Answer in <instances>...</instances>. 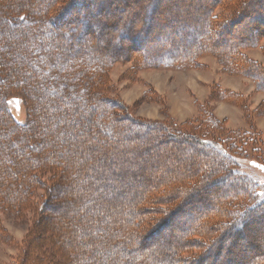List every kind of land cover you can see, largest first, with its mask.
Instances as JSON below:
<instances>
[{
    "label": "trees",
    "instance_id": "1",
    "mask_svg": "<svg viewBox=\"0 0 264 264\" xmlns=\"http://www.w3.org/2000/svg\"><path fill=\"white\" fill-rule=\"evenodd\" d=\"M94 1L0 0V214L37 215L14 264H264L261 185L240 165L249 145L252 155L261 152L253 143L259 132L225 134L207 107L198 125L182 130L171 122H143L106 95L116 63L182 69L206 54L264 92V66L243 54L264 37V0L199 1L197 13L185 17L150 0L146 27L142 10L133 8L116 37L110 29L123 19L77 14ZM108 1L98 7L101 15L112 10ZM218 7L233 14L216 17ZM181 30L184 42L177 46ZM237 30L246 35L230 44ZM157 40L167 45L155 49ZM12 96L25 103L24 124L8 107ZM222 96L241 105V95ZM261 115L264 103L249 117ZM139 144L166 154L159 157L168 166L156 167L125 208L105 192L122 180L121 167L131 164L124 155ZM38 190L44 194L36 201ZM185 216L188 226L175 224ZM170 227L182 235L163 246L156 238ZM4 236L0 220V241Z\"/></svg>",
    "mask_w": 264,
    "mask_h": 264
},
{
    "label": "rangeland",
    "instance_id": "2",
    "mask_svg": "<svg viewBox=\"0 0 264 264\" xmlns=\"http://www.w3.org/2000/svg\"><path fill=\"white\" fill-rule=\"evenodd\" d=\"M109 1L111 2V0ZM112 1V10H102L103 15L98 12V7L102 3V0H95L88 12L83 9L77 14H86L88 17L89 13L92 19L103 18L108 23H113L116 17L123 19L122 24L119 23L110 29V33L116 37L120 25H126L128 19L133 17V8L136 11L140 9L142 10V14H140L141 18L139 17V20H142L144 27H146L151 16L150 11L147 9L150 0ZM199 1L202 6H206L212 2V0H158L156 2L160 6V9L171 4L172 7L169 6V9L172 15L185 17L197 13L195 10L197 8L196 4ZM126 2L128 8L125 5ZM232 14L229 7H218L214 13L216 17L223 19L230 18ZM162 21L159 20V22ZM82 28L84 27L81 26L80 33L83 31ZM93 29L96 34L102 35V28L96 26ZM238 29L241 30V28ZM191 31L187 30L189 33ZM183 32L182 30L177 31L175 39L177 46L182 45L184 42ZM245 33L244 30L239 33L237 30L229 43L236 42L239 37L246 35ZM73 34L76 35V32L74 31ZM138 35L139 37L142 36L139 32ZM152 43L149 42V44ZM155 43V49L167 45V42H162L161 40H157ZM243 54L250 60L264 66V37L261 38L258 46L243 49ZM225 92L241 95V105L226 101L224 96H222V93ZM106 93L109 98L119 101L122 106L126 107L125 111L127 114L143 122H171L182 130V127H185L189 123H194V126L198 125V121L202 118L203 107H207V111L211 112L218 121L222 122L225 134L228 131H248L254 127L260 135L254 136L253 143L260 148L261 152L258 155H252V147L249 145L246 147L249 157L240 160V165L243 173L261 185L260 197L264 199V115L249 117L259 107L263 106L264 92L258 91L256 84L250 78L228 73L216 55H203L197 60L195 66L182 69L139 68L134 60L116 63L108 72ZM8 107L19 123L24 124L26 122L27 109L22 98L18 96L10 97L8 99ZM246 107L249 110L247 112L244 109ZM243 125L244 127H242ZM145 147L146 145L143 144L135 145L134 151H130V153L124 155L125 160L128 163L131 162V164L129 163V165L121 167L120 170H123L122 180H118L117 184L105 192L110 199L117 197L114 200L118 201L125 208L127 204L134 202L139 194L142 193L147 179L150 178L152 171L156 167L160 169L162 166H168V163L165 161L161 162V157H159L166 156V154L163 155L164 153L156 147L149 149ZM141 149H145L143 150L145 152L140 153ZM135 156L142 157L133 162L132 159ZM258 156H261V158ZM105 163L106 166H111L108 160ZM114 173L117 174L116 171ZM43 194V190H38L36 201H39ZM0 220L7 234L0 241V264H14L18 260L21 245L29 231L36 224L37 215L31 210L27 211L23 217L0 214ZM190 223L191 221L186 216L175 221V224L179 227L183 225L188 226ZM181 235V231L178 232L176 229L174 230V228L170 227L162 231V235L157 237L156 241L163 246L176 244ZM224 261L222 256L220 262ZM205 264H208V262Z\"/></svg>",
    "mask_w": 264,
    "mask_h": 264
},
{
    "label": "crops",
    "instance_id": "3",
    "mask_svg": "<svg viewBox=\"0 0 264 264\" xmlns=\"http://www.w3.org/2000/svg\"><path fill=\"white\" fill-rule=\"evenodd\" d=\"M236 113H237V112H236ZM242 127H244V125H243Z\"/></svg>",
    "mask_w": 264,
    "mask_h": 264
}]
</instances>
